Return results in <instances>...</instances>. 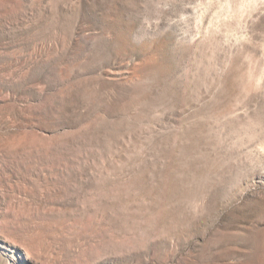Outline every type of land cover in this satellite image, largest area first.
<instances>
[{"label":"rangeland","instance_id":"1","mask_svg":"<svg viewBox=\"0 0 264 264\" xmlns=\"http://www.w3.org/2000/svg\"><path fill=\"white\" fill-rule=\"evenodd\" d=\"M0 264H264V0H0Z\"/></svg>","mask_w":264,"mask_h":264}]
</instances>
